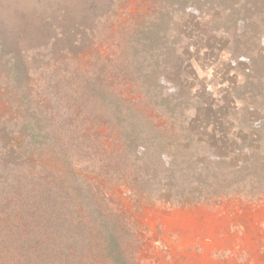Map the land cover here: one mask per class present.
I'll list each match as a JSON object with an SVG mask.
<instances>
[{
  "label": "rangeland",
  "instance_id": "374dc122",
  "mask_svg": "<svg viewBox=\"0 0 264 264\" xmlns=\"http://www.w3.org/2000/svg\"><path fill=\"white\" fill-rule=\"evenodd\" d=\"M170 1L158 23L175 68L161 72V87L178 114L177 134L147 125L129 147L128 169L117 174L95 170L89 151L65 157L45 144L35 155L39 141L28 147L9 134L17 116L10 102L21 103L27 90L0 83V176L43 161L64 172L66 187H83L73 173L97 181L113 215L100 217L99 242L107 244L96 264H264V79L257 76L264 78V0L231 10L230 0ZM2 53L34 69L44 62L28 48ZM39 78L19 84L30 90ZM248 79L253 84L243 86ZM101 100L103 109H118L107 95Z\"/></svg>",
  "mask_w": 264,
  "mask_h": 264
},
{
  "label": "trees",
  "instance_id": "16d2710c",
  "mask_svg": "<svg viewBox=\"0 0 264 264\" xmlns=\"http://www.w3.org/2000/svg\"><path fill=\"white\" fill-rule=\"evenodd\" d=\"M230 1L229 10L247 6ZM170 7V0H0V83L27 90L21 103L10 102L18 117L9 134L16 131L28 147L39 141L35 155L45 144L65 157L89 151L99 160L95 170L113 173L128 169L129 147L147 125L176 135L178 114L161 87V72L175 68L158 23ZM9 46L44 62L34 69L21 56L6 61ZM29 75L40 77L31 92L19 84ZM103 95L117 111L102 108ZM14 167L0 176V264H96L107 244L99 242L100 217L110 222L113 215L97 181L73 173L83 187H66L64 172L49 163Z\"/></svg>",
  "mask_w": 264,
  "mask_h": 264
}]
</instances>
